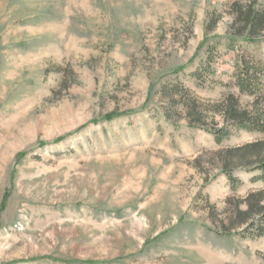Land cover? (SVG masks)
<instances>
[{"label":"rangeland","instance_id":"rangeland-1","mask_svg":"<svg viewBox=\"0 0 264 264\" xmlns=\"http://www.w3.org/2000/svg\"><path fill=\"white\" fill-rule=\"evenodd\" d=\"M263 37L264 0H0V264H264V133L186 107L262 114L235 65Z\"/></svg>","mask_w":264,"mask_h":264},{"label":"trees","instance_id":"trees-1","mask_svg":"<svg viewBox=\"0 0 264 264\" xmlns=\"http://www.w3.org/2000/svg\"><path fill=\"white\" fill-rule=\"evenodd\" d=\"M249 25L252 27L254 24H263L262 19L257 17H250ZM228 45L236 49L237 41L234 39L227 40ZM247 44L257 46L255 50L250 52H244L239 54L236 62V86L238 87L241 95L247 96H258L264 89V37L263 38H249L247 39ZM261 44V45H260ZM262 47H258V46ZM211 54L208 55V60L211 58ZM184 71V68L179 70L177 73ZM205 71L197 70L193 73V77L199 84H203L205 80ZM175 92L184 94L185 98L189 96V90L178 85L173 87ZM174 95L171 97L173 99ZM237 101L233 96H229L225 103L222 105H205L196 99H189L186 101V107L189 109L190 121L189 125L193 128H199L210 133L215 142L220 145L224 141L228 140L235 131H245V132H260L264 133V111L262 114L254 116L245 110H239L237 107ZM175 106V103L174 105ZM213 109L219 110L227 121L226 125L221 128L210 129L206 126V119L203 117V109ZM121 115L112 114L106 117V120H114ZM170 119V117H167ZM171 120V119H170ZM255 146V145H253ZM249 174H255L252 180L263 181L264 182V162L259 163L256 167L245 170ZM234 170H227L226 175L230 181L235 180L233 176ZM249 203V208L245 214L249 218L254 217L259 221V223L264 227V192L255 193L249 196L247 199ZM249 220V219H248ZM246 220V222L248 221ZM254 222V221H253Z\"/></svg>","mask_w":264,"mask_h":264}]
</instances>
